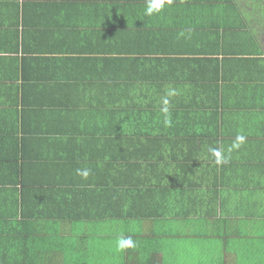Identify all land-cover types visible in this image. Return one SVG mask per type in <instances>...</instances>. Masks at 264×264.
Returning <instances> with one entry per match:
<instances>
[{
	"label": "crops",
	"instance_id": "0c3cea01",
	"mask_svg": "<svg viewBox=\"0 0 264 264\" xmlns=\"http://www.w3.org/2000/svg\"><path fill=\"white\" fill-rule=\"evenodd\" d=\"M148 3L0 0V264H264V0Z\"/></svg>",
	"mask_w": 264,
	"mask_h": 264
},
{
	"label": "trees",
	"instance_id": "16d2710c",
	"mask_svg": "<svg viewBox=\"0 0 264 264\" xmlns=\"http://www.w3.org/2000/svg\"><path fill=\"white\" fill-rule=\"evenodd\" d=\"M125 106H122V112L119 115H116V120H120V125L123 126L124 123H131L132 125H136V126H140V125H143L144 128H148L147 126L150 125V118L154 115H152V113L150 114L149 111H147L146 113H143L145 110L143 111H138V113L136 112V110H132V111H128L126 109H124ZM147 109V108H146ZM129 135L127 136H122L123 138L124 137H128ZM148 136V135H147ZM156 146V145H155ZM20 222L17 221V220H11L9 221V223L7 222V227L11 228V232H10V235H12L15 231H17V229L19 228L18 224ZM8 229H5L3 231V233L5 234L7 232ZM43 264H48V263H43Z\"/></svg>",
	"mask_w": 264,
	"mask_h": 264
},
{
	"label": "clouds",
	"instance_id": "9594fccd",
	"mask_svg": "<svg viewBox=\"0 0 264 264\" xmlns=\"http://www.w3.org/2000/svg\"><path fill=\"white\" fill-rule=\"evenodd\" d=\"M172 0H149L148 6L145 10V14L146 15H153V14H157L161 11L164 10L165 4H171ZM216 155L218 156L219 153H216ZM219 162V161H218ZM88 173L85 172L84 176L85 178L87 177ZM134 243L131 240V238H124L123 236H121L118 240V248L119 249H124V248H131L134 247Z\"/></svg>",
	"mask_w": 264,
	"mask_h": 264
}]
</instances>
